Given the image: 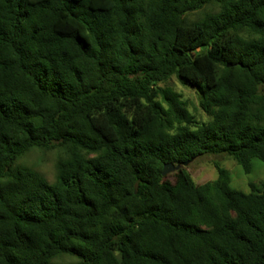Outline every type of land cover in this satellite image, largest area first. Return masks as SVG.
<instances>
[{
    "label": "trees",
    "instance_id": "trees-1",
    "mask_svg": "<svg viewBox=\"0 0 264 264\" xmlns=\"http://www.w3.org/2000/svg\"><path fill=\"white\" fill-rule=\"evenodd\" d=\"M210 4L218 5L0 0V264H36L38 256L53 264L64 254L74 264H264V181L233 189L219 163L205 183L186 166L162 174L168 162L207 154L230 155L247 171L253 158L264 161V139L237 134L229 142L223 130L232 125L218 123L220 132L202 141L183 128L186 118L191 126L201 120L182 95L168 86L177 110L153 88L177 62L199 82L202 109L211 94L221 117L240 115L245 133L249 114L264 112L256 86L232 76L252 69L220 56L229 32L264 33V18L244 0L188 19ZM57 147L52 182L19 163Z\"/></svg>",
    "mask_w": 264,
    "mask_h": 264
},
{
    "label": "clouds",
    "instance_id": "clouds-1",
    "mask_svg": "<svg viewBox=\"0 0 264 264\" xmlns=\"http://www.w3.org/2000/svg\"><path fill=\"white\" fill-rule=\"evenodd\" d=\"M181 2L183 3V0H181ZM243 2L244 0H217V12L224 11L225 7L241 6ZM247 3L249 4V10L253 15L257 18H264V6L258 7L255 10L250 7L253 3L256 5H262L264 4V0H247ZM186 14L187 13H185V15ZM215 14L216 13H213V15ZM207 18L208 14L206 13L204 19L206 20ZM228 35L232 38L230 45L221 49L220 56L224 61L234 64L245 63L251 68V72H246L242 69L234 71L232 76L234 78L238 77L252 82L256 86L257 95L264 98V83L256 82L257 78L264 77V33L252 29H237L229 32ZM176 64L177 62H171L164 69V74L167 76L165 85L160 89H155L154 81L153 88L161 100H163V95L167 94L169 99L176 105L177 110H179L181 108L179 100L174 96L173 89L168 87L167 83L171 82L174 85L176 82H179L181 87L187 88L188 91L193 92L199 87V82L189 80L187 76H184L183 65L181 64L177 67ZM156 75L159 77L161 74L157 73ZM182 76L183 79H181ZM201 91L205 90L201 89ZM149 95H151V92ZM201 103L204 105L202 109V111L205 112L204 119L196 126H191L186 118L183 128L190 133H196L202 141L205 135L211 136L214 132H220V129L216 127L218 123L232 125V127L223 130V136L225 139H228L229 142H232L237 134L244 135L248 139H251L252 137H260L261 139H264V112L260 114L259 119H256L249 114L244 122L251 124L252 127L245 133L239 124L240 115L230 112L226 118L221 117L220 108L214 104L211 94H206L202 97ZM164 104L166 108H171V105H168L167 102H164ZM205 129H207L206 133L204 131ZM173 135H175V133H173ZM259 147L261 150H264V144H261ZM2 259L3 257H0V260ZM44 259L46 258L38 256L36 264H43ZM81 264H83V262H81Z\"/></svg>",
    "mask_w": 264,
    "mask_h": 264
},
{
    "label": "rangeland",
    "instance_id": "rangeland-1",
    "mask_svg": "<svg viewBox=\"0 0 264 264\" xmlns=\"http://www.w3.org/2000/svg\"><path fill=\"white\" fill-rule=\"evenodd\" d=\"M218 5L210 4L204 10L188 14L189 20L199 18L204 12L216 10ZM165 85V82L161 84ZM167 86L172 87L176 92L182 95V99L188 103V109L196 116L198 120H203L205 112L200 107L199 97L194 90L190 92L187 88L181 87L179 82L174 85L171 82ZM62 155V149L57 147L52 150L34 149L29 152L19 163L36 170L44 175L50 182L54 181L57 174V160ZM220 164L230 171V186L233 189L249 192L252 185H260L264 181V161L260 158L251 160V169L247 171L232 156L227 154H207L202 155L190 162L186 167L197 183H205L216 179L218 171L216 164ZM172 179V178H171ZM78 260L74 256L61 255L53 259V264H74Z\"/></svg>",
    "mask_w": 264,
    "mask_h": 264
},
{
    "label": "water",
    "instance_id": "water-1",
    "mask_svg": "<svg viewBox=\"0 0 264 264\" xmlns=\"http://www.w3.org/2000/svg\"><path fill=\"white\" fill-rule=\"evenodd\" d=\"M190 162H185L184 164L182 163H178V164H175L173 162H168L164 165V168H163V171H162V174L164 176H167L171 173H174L176 172L177 170L181 169L183 166H187ZM137 186H136V190L135 192L137 193Z\"/></svg>",
    "mask_w": 264,
    "mask_h": 264
}]
</instances>
